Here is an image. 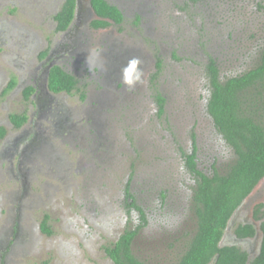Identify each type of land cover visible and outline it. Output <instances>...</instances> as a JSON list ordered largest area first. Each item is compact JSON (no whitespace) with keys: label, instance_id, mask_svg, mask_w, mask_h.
Instances as JSON below:
<instances>
[{"label":"rangeland","instance_id":"obj_1","mask_svg":"<svg viewBox=\"0 0 264 264\" xmlns=\"http://www.w3.org/2000/svg\"><path fill=\"white\" fill-rule=\"evenodd\" d=\"M64 1L0 0V126L9 138L0 139V264H115L106 246L139 219L129 193L148 217L134 252L175 264L196 230L186 154L197 144L208 174L235 160L207 112L208 64L226 80L258 63L264 0H110L125 21L95 30L91 2L80 0L78 31L67 37L54 18ZM70 50L79 61L59 60L78 88L53 93L37 78L42 54ZM33 83L38 107L23 95ZM14 113L31 121L16 128Z\"/></svg>","mask_w":264,"mask_h":264},{"label":"trees","instance_id":"obj_2","mask_svg":"<svg viewBox=\"0 0 264 264\" xmlns=\"http://www.w3.org/2000/svg\"><path fill=\"white\" fill-rule=\"evenodd\" d=\"M91 4L99 17L93 21V26H109L110 20L122 22L121 10L108 0H91ZM76 6L77 0L63 2L54 16L57 31L69 27L75 17ZM207 70L211 85L208 112L214 126L233 149L235 160L223 173L213 164L212 173L208 174L198 168L196 149L186 155V165L196 179L193 189L196 230L175 264H264V219L261 250L254 259L249 260L248 252L237 245H220L234 212L264 178V42L258 63L247 71L222 80L214 59H211ZM78 82L73 73L60 65L51 68L48 79L51 91L72 93L78 88ZM15 85L14 78L7 90ZM33 90L32 87L27 88L26 97ZM27 118L26 113L11 114L16 127L22 126ZM5 133L6 128L0 126V137ZM128 196L131 197L130 194ZM133 205L140 209L145 220L141 206L135 201ZM48 218L46 215L42 229L51 233ZM139 228L125 229L117 241L107 247V253L115 264H150L133 250ZM235 231L240 237L253 236L256 228L253 224H240Z\"/></svg>","mask_w":264,"mask_h":264},{"label":"flooded vegetation","instance_id":"obj_3","mask_svg":"<svg viewBox=\"0 0 264 264\" xmlns=\"http://www.w3.org/2000/svg\"><path fill=\"white\" fill-rule=\"evenodd\" d=\"M90 2H91V0H90ZM108 2H110L113 5H116L121 10V12L123 14V20H122V22L117 23V22H114L113 20H110L109 19L111 21V24L110 25H112V24H117V25L122 24L125 21V15H126L125 14V10L123 9L124 7H121V6H119V5L115 4V3H112L110 0H108ZM90 7H91L92 12L96 16L95 19L99 18L97 16L95 10L93 9V6H92L91 3H90ZM81 11H82L81 1L80 0H77L76 12H75V17H74L73 21L71 22V24L69 25V27L66 30L58 31V32H62L64 34V36H66V37L67 36H70V35H74L75 34L74 31H76V32L78 31V25L80 24V21L79 20H80L81 14H82ZM57 12L55 13V15L57 14ZM94 20H91V22L89 24L90 25L89 28H91L92 30H95V29H104V28L108 27V26H106V27H95V26H93V21ZM63 52H65V49L63 50ZM70 52H71V50H70ZM42 57H43L42 60H41L42 63L38 66V67H42V71H41V75L38 76L37 78H39L40 81H41V83H44L45 86H47V87H48V79H49V76H50V71H51V68L53 66L60 65L65 70L69 71V69L65 66V64L62 63L64 61H62V60L60 61L59 58L62 57V59L63 60H66V61L70 60L72 63H75L76 60L79 61V57L77 55H75L74 52L73 53L71 52L70 55H65V56H63V53L60 54V55H55V56H54V52H52L51 54L45 53L44 56L42 54ZM124 57H125L124 54H120V56L116 57V60H117L116 62L121 63L122 60L124 59ZM158 66L160 67V64H158ZM69 72H71V70ZM12 79H14V78H12ZM12 79H11V81H12ZM10 82L8 83L7 87L3 90V94H6L7 92H9L10 90H12V89L15 88L16 85L14 87H12L11 89L7 90V88L9 87ZM40 86L41 85L36 84V83H33V84H25L24 85V89H23V95L25 96V98L27 100L34 101V103H35V105L37 107L38 106H41V103H40V97H41L40 92H41L42 89L40 88ZM29 87H32L34 90L32 91V93H30L29 97H26L25 91ZM48 89H49V87H48ZM53 93L60 94V93H65V91L53 92ZM155 99H156V101L158 103V106H159V112L161 114L164 113L163 112L164 111V105H165L166 100H167L166 99V96L163 95L162 93H160L159 90H157L156 95H155ZM208 99H209V97H208ZM207 103H208V100H207ZM207 112H208V107H207ZM208 114H209V112H208ZM35 115H38L39 116L40 113L37 112V113L32 114L31 118L33 116H35ZM10 120H11V118H10ZM28 121H31V120L29 118H27V121L24 124H26ZM11 123L15 126V124L13 123L12 120H11ZM22 126H20V127H22ZM20 127H16V128H20ZM6 133H7V131H6ZM6 133H5V135L3 137H0V139L5 138V140H7V139L9 140V138H7L8 137V134H6ZM25 133L26 134L22 136V139H24L27 136V134L29 133V130L26 131ZM35 142H36V140L26 141L25 147H29V146L35 144ZM195 149H196V155H197L196 156V161H197V165H198V168H199V162H198V159H199L198 149L199 148H198L197 144H194L191 153ZM185 163H186V161H185ZM212 166H213V164H212ZM186 167H187V165H186ZM200 170H202V169H200ZM202 171L204 173H206L204 170H202ZM260 183H261V181L259 182V184ZM195 184H196V179H195ZM259 184H257V186L253 189V191L244 199V201L239 205V207L234 212V214H233L232 218L230 219L229 224H228V226H227V228L225 230V233H224V235L222 237L221 243H220V244H223V245H237V246L245 249L248 252V254H249V260L254 259L260 253L261 245H262L261 233L259 231H261V224H262V221L264 219V216H263L264 215V189L261 188V187L258 188ZM161 197L163 199H165L167 197L166 191H163L161 193ZM127 199H128V201L126 202V205L129 208H131V209H136L138 211V213H139L138 223L134 227L131 228V229H135L137 227H140L139 228V231H138V234L136 235V237H137L141 233V231L147 226V224H148V217H147V214H146L145 209L140 204L137 203V201L135 200V198L133 197V195H131V197L128 196ZM133 201H135L137 203V205L141 206V208L143 210V213H145V220L142 219V215H141L140 209H138L136 206L133 205ZM245 207L247 208V210L245 209ZM194 214H195V212H194ZM240 224H253L255 226V228H256L255 235H253V236H243V237L238 236L236 234V231L235 230H236V228ZM258 227L260 228L259 231L257 230ZM120 235L117 237V239L120 237ZM191 236H190V238H191ZM136 237L134 238V242H135ZM117 239L111 245H113L117 241ZM134 242H133V247H134ZM222 242H225V243H222ZM107 247L108 246H106V249H107Z\"/></svg>","mask_w":264,"mask_h":264},{"label":"water","instance_id":"obj_4","mask_svg":"<svg viewBox=\"0 0 264 264\" xmlns=\"http://www.w3.org/2000/svg\"><path fill=\"white\" fill-rule=\"evenodd\" d=\"M259 227L257 228V230L259 231ZM260 233H261V238H262V240H263V232L262 231H259ZM221 246H223V244H220Z\"/></svg>","mask_w":264,"mask_h":264}]
</instances>
